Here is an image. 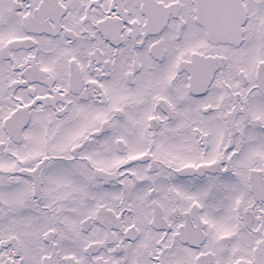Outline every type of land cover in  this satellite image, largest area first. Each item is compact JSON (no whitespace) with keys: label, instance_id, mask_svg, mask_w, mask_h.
<instances>
[{"label":"snow or ice","instance_id":"6c2138e0","mask_svg":"<svg viewBox=\"0 0 264 264\" xmlns=\"http://www.w3.org/2000/svg\"><path fill=\"white\" fill-rule=\"evenodd\" d=\"M0 264H264V0H0Z\"/></svg>","mask_w":264,"mask_h":264}]
</instances>
